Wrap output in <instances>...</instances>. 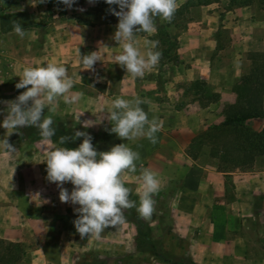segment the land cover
<instances>
[{"label":"crops","instance_id":"obj_1","mask_svg":"<svg viewBox=\"0 0 264 264\" xmlns=\"http://www.w3.org/2000/svg\"><path fill=\"white\" fill-rule=\"evenodd\" d=\"M183 1L176 0L177 6ZM220 2L189 7L192 15H200L188 19L184 13H173L167 30L177 37L178 59L164 85L158 84L164 71L160 59L143 77H133L114 63L121 47L111 38L118 18L110 20L109 10L99 11L102 20L91 19L93 7L80 2L73 12L67 8L59 19L54 18L45 32L35 25L28 32L34 31V36L25 33L23 38L13 27L4 26L10 17L13 24L22 26L15 12L20 7L13 14L5 11L0 15V109L6 107L3 101L25 90L15 87L24 67L47 63L65 66L74 81L69 95L81 93L78 102L65 104L57 98L52 108L61 103L74 110L78 128L116 135L109 131L111 123L105 118L111 101L116 97L140 99V107L149 120H156L159 129L155 143L144 137L129 141L139 159L134 161V172L125 170L127 187L137 194L142 171L156 175L159 191L153 195V208L160 211L171 206L176 229L188 237L186 252L194 262L210 264L207 256L214 253L220 258L215 264H264V166L218 168L211 159H215L211 146L205 151L194 146L202 133L204 139H212L208 135L225 120L228 105L244 104L243 92L256 91L257 82L248 75L255 62L264 61V5L259 0L248 5L234 0L230 8L218 9ZM161 22L154 21L151 34H135L142 53L146 40L158 41ZM91 51H97L101 61L91 70L83 69L81 55ZM197 80L206 83L204 90L197 87ZM178 82L191 83L192 88ZM203 91L217 93L218 98L207 99ZM5 114L0 112V120ZM82 121L92 125L84 128ZM244 125L261 131L264 116L250 117ZM5 131L0 127V137ZM18 131L7 137L15 152L0 148V240L23 245L22 258L12 264H66L62 260L66 245L70 249L77 246L69 240L77 233L73 225L77 205L60 201L59 188L46 179L42 161L49 147L62 146L53 138H22ZM203 151L208 159L201 157ZM62 186L72 189L70 182ZM253 220L256 228L251 229L248 221ZM94 235L83 244L92 245ZM72 254H77L75 249ZM90 256L91 250L86 254ZM77 259L67 264H76Z\"/></svg>","mask_w":264,"mask_h":264},{"label":"clouds","instance_id":"obj_2","mask_svg":"<svg viewBox=\"0 0 264 264\" xmlns=\"http://www.w3.org/2000/svg\"><path fill=\"white\" fill-rule=\"evenodd\" d=\"M57 2L71 8L75 0ZM104 2L110 6L111 14L118 18L111 38L120 45L121 51L114 56V63L133 77H143L147 70L158 63L161 53L154 50L158 43L154 40L145 41L146 50L142 53L135 44V34L153 33L156 18L169 21L176 10V0ZM13 31L21 38L25 35L18 23L13 25ZM96 61H101L97 51L81 55L83 69H93ZM18 76L20 79L15 87L25 90L13 100L3 101L6 107L0 109V112L6 113L0 120V127L7 133L0 137V148L9 153L15 152V149L7 137L20 127L34 126L44 139L54 136L56 129L52 126V117L42 115L45 106L51 112L57 98H62L65 104H73L81 97L80 92L69 95L74 81L61 64L29 65ZM141 103L138 98H114L105 117L111 123L109 131L127 141L144 137L155 143L159 125L155 119L149 120L140 107ZM85 121L81 122L84 128L92 125ZM78 137L83 139L75 148L49 147L42 161L46 164V179L56 183L59 188L60 201L77 205L73 209L77 214L73 225L80 237L93 234L98 236L105 228L116 227L124 220L126 209L135 208L141 218H150L154 205L153 195L159 191L156 175L148 169L142 171L138 203L129 199L130 190L121 179L124 170L135 171L134 161L139 159V153L123 142L98 152L89 133L76 130L72 138ZM66 139L65 136L58 138L61 145H64ZM66 182L71 183V191L62 186Z\"/></svg>","mask_w":264,"mask_h":264},{"label":"rangeland","instance_id":"obj_3","mask_svg":"<svg viewBox=\"0 0 264 264\" xmlns=\"http://www.w3.org/2000/svg\"><path fill=\"white\" fill-rule=\"evenodd\" d=\"M186 1L184 0L176 8H183V13L187 19L196 17L195 15L199 16L200 14L198 13L192 15L193 12H190L189 8L184 7ZM218 1L221 2L217 4V8L226 9L232 6L234 0ZM80 2H86L87 4L91 5L90 8L93 7L91 19L95 20H102L104 17L99 11L109 10L110 7L104 2V0H75L73 6L69 8L70 11L73 12V10L77 8ZM259 2V4L264 5V0H259ZM18 7H20V9H17V11L15 12L20 16L22 24L21 27L26 34H31L28 32L29 30H32L35 25L41 28L39 32H45L47 27L49 28V26L53 25L52 22L54 18L59 19L60 15H62V12L64 10H67V7L65 8L64 5L59 4L57 0H0V15L5 11L13 14V9H16ZM111 7L116 6L112 5ZM89 18L90 17L85 16V19ZM108 18L110 20H113L116 18V16L110 13L108 15ZM12 20L13 19L10 17L8 19V23L5 22L4 26L12 28L14 25ZM154 21H162L160 26L165 23V21L161 20L160 18H156ZM32 33L33 34L31 35L34 36V31ZM34 43L37 44V41H34ZM155 50L161 53L159 59L162 64V68L164 69L163 73L159 77L158 84L164 85V83L168 79H170L173 74L172 64L176 63V61H174L170 57V55L174 51V47L169 43L164 44L163 42L158 41ZM176 84H180L185 88H192V84L188 82H178ZM198 86L199 85H197V87ZM158 96L163 97L165 95L162 94ZM60 104L61 103H59V106L53 109L51 112H48V110L47 112L45 110L42 112V115H50L52 117L53 124H57L52 125L53 127H55V129L57 128L58 124H62L63 127L67 130H71L73 132H75L76 130H80L89 133L92 137V144L98 152L107 150L113 144L122 142L129 143V141L126 142L117 135H110V133L107 132L99 133L92 130H84L78 128L75 123L74 110H71L64 106L62 107V105L60 106ZM58 129H56L55 131L56 135L59 133ZM18 134L22 138L24 136H28L31 139L41 137L38 133V130L36 128H33L32 126L20 127ZM232 134L233 133H230V136H232ZM200 136V139H202V143L200 146L201 150L204 149L205 151L207 146L212 147L215 145L214 141L204 139L205 136L203 133ZM80 138L81 140L83 139L82 137ZM56 142L60 144L58 141ZM74 145L78 146V143H74ZM61 146L66 147V145ZM221 148H224V150L229 152V155L221 161L216 156H214L215 159L213 157L211 159L216 160L217 164L222 168H235L239 165H242L243 162L245 165L264 166V148L261 149V152L256 150L251 154L249 153V155H245L243 152L235 150V147H233L232 144L229 145V143H225L224 146L221 145ZM204 151L201 153V157L203 159H208V156ZM121 179L124 182V185L127 187V185L125 184V170L121 173ZM129 190V199L138 203L137 194L134 193L131 189ZM160 209V211H158L153 208V212L150 218H148L147 220L142 218V222L139 224L135 220V214L137 213L135 208L124 210V220L116 227L110 226L108 228H105L104 231H102L98 236L94 235V243H92V245L90 246L83 244V242L88 240V236L81 238L78 232L76 233V235L71 234V236L73 237H69L70 242L74 243L75 245L77 244V246L73 247L77 252L75 256L78 257L76 264H172L164 260L163 258H160L157 255L158 252L164 253L165 256H167L171 260H176L179 258L193 260L192 255L189 252H186L189 239L188 237L182 236L180 231L176 229V225H178V223L173 220L174 215L171 214V206H165V208L161 207ZM253 221L254 222L248 221V223H250L249 225H251V229L256 228V222L255 220ZM66 248L68 250L65 251V256L62 260L67 264L75 256H73L72 254L74 249H70L68 245H66ZM0 249H2L1 245ZM71 250L73 251L69 254L68 251L70 252ZM89 250H91L92 256L86 257V254L89 253ZM207 258L210 264H215L217 263L215 261L220 260V258H218V256H215L214 253L209 254ZM194 263L198 264L196 263V261Z\"/></svg>","mask_w":264,"mask_h":264},{"label":"trees","instance_id":"obj_4","mask_svg":"<svg viewBox=\"0 0 264 264\" xmlns=\"http://www.w3.org/2000/svg\"><path fill=\"white\" fill-rule=\"evenodd\" d=\"M218 0H187L184 4V7H191L200 4H208ZM240 5H248L256 2V0H237ZM263 1V0H260ZM174 13H183V8H176ZM169 21L160 26L158 30V41L163 42L164 44H170L174 47V51L170 57L176 61L178 59L176 54V48L178 45V40L176 35H172L168 30L167 26ZM169 52V50H168ZM249 78L254 79L257 82L256 91H244L242 94V100L244 104H231L227 106L225 120L220 125H215L211 129V133L208 135L211 140L214 141V146L211 147V153L213 156L218 157L221 161L225 159L229 152L221 148V145L224 146L225 143L233 145L235 150L243 152L245 155L251 154L253 151L258 150L261 152V149L264 148V128L261 131H253L244 125V121L250 117H259L264 116V110L262 107L263 96H264V61L255 62L252 71L248 75ZM196 85H199L200 89L206 88V83L197 80ZM204 92V91H203ZM202 95L206 96L207 99L215 100L218 98V94L210 91L204 92ZM57 125V124H53ZM35 128L34 126H32ZM59 128V129H58ZM59 133L52 137L55 141H58V138L65 136L69 139L64 141V145L69 148H75V144L81 142V138H72L74 132L67 130L63 127L62 124H58L57 128ZM230 133H233L230 136ZM73 141V142H72ZM196 143V144H195ZM202 139L194 142V146L200 148ZM242 163V162H241ZM244 164V162L242 163ZM218 168H222L218 165ZM136 222L141 223L142 218L135 214ZM0 264H12L16 260L20 259L24 254V247L19 242H8L0 240ZM5 245V246H4ZM157 255L160 258L172 263V264H195L191 259L179 258L176 260H171L164 253L158 252Z\"/></svg>","mask_w":264,"mask_h":264}]
</instances>
